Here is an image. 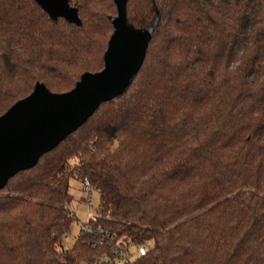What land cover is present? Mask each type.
Wrapping results in <instances>:
<instances>
[{
    "label": "trees",
    "instance_id": "1",
    "mask_svg": "<svg viewBox=\"0 0 264 264\" xmlns=\"http://www.w3.org/2000/svg\"><path fill=\"white\" fill-rule=\"evenodd\" d=\"M0 0V115L102 69L113 0ZM61 9L54 12L52 4ZM159 20L126 92L0 188V264H85L70 178L98 187L93 223L150 248L135 264H264V0H128Z\"/></svg>",
    "mask_w": 264,
    "mask_h": 264
},
{
    "label": "water",
    "instance_id": "2",
    "mask_svg": "<svg viewBox=\"0 0 264 264\" xmlns=\"http://www.w3.org/2000/svg\"><path fill=\"white\" fill-rule=\"evenodd\" d=\"M113 1L116 15L110 18L113 31L102 69L82 74L74 87L63 93L51 92L37 82L28 95L0 115V188L83 125L102 102L122 96L135 78L159 14L149 27L138 28L127 19L128 0ZM60 4L63 10L76 12L66 2L60 0Z\"/></svg>",
    "mask_w": 264,
    "mask_h": 264
},
{
    "label": "built area",
    "instance_id": "3",
    "mask_svg": "<svg viewBox=\"0 0 264 264\" xmlns=\"http://www.w3.org/2000/svg\"><path fill=\"white\" fill-rule=\"evenodd\" d=\"M81 188L85 192L82 200L85 204V217L78 222V234H92L93 238H88L87 242L93 247L102 246L103 250L85 264H135L137 256L146 254L150 248V242L147 239L131 241L116 235L110 229H105L100 225L93 223L98 216L97 207L94 206L95 194L98 193V187L92 185L87 178L81 181ZM68 210L75 218V209L69 203ZM68 233L62 235L63 239Z\"/></svg>",
    "mask_w": 264,
    "mask_h": 264
},
{
    "label": "rangeland",
    "instance_id": "4",
    "mask_svg": "<svg viewBox=\"0 0 264 264\" xmlns=\"http://www.w3.org/2000/svg\"><path fill=\"white\" fill-rule=\"evenodd\" d=\"M52 8L56 13L61 11V9L59 8V6H57L56 3L52 4ZM69 190L73 195V199L71 200L70 204L72 205V207H74L77 218L73 220L68 236L64 238V243L66 245L71 244V242L73 241L74 236L78 231V222L79 220L82 221L84 219L86 213L85 204L82 200V197L85 195V192L81 188V181L73 177L70 178ZM94 196H95L94 206L97 207L98 193H96Z\"/></svg>",
    "mask_w": 264,
    "mask_h": 264
}]
</instances>
